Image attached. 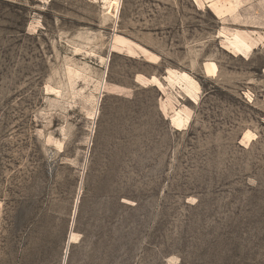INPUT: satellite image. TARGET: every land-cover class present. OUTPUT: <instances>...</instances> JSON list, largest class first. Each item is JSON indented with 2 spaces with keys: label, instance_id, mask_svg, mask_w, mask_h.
I'll return each mask as SVG.
<instances>
[{
  "label": "rangeland",
  "instance_id": "obj_1",
  "mask_svg": "<svg viewBox=\"0 0 264 264\" xmlns=\"http://www.w3.org/2000/svg\"><path fill=\"white\" fill-rule=\"evenodd\" d=\"M114 1L0 0V264H264V0Z\"/></svg>",
  "mask_w": 264,
  "mask_h": 264
},
{
  "label": "bare ground",
  "instance_id": "obj_2",
  "mask_svg": "<svg viewBox=\"0 0 264 264\" xmlns=\"http://www.w3.org/2000/svg\"><path fill=\"white\" fill-rule=\"evenodd\" d=\"M118 8H119V2H118V0H115L114 2L111 3V5L109 7L108 14L115 17L116 13L118 11ZM209 9L212 12L216 13L221 18L225 17L228 13H232L233 11H235V7L233 4H231L230 2H229V4H225V3H221L220 1L212 3L210 5ZM253 48H254V44L250 40H248L247 37L243 36L240 33L232 34V41L227 46L228 50H230L236 54H243V53L249 52ZM210 69H211V67H210ZM207 75H208V73H207Z\"/></svg>",
  "mask_w": 264,
  "mask_h": 264
}]
</instances>
